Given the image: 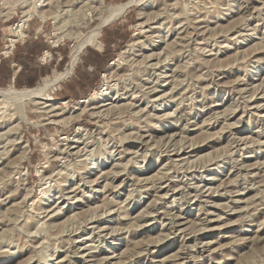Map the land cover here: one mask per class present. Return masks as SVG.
I'll use <instances>...</instances> for the list:
<instances>
[{"label": "rangeland", "instance_id": "1", "mask_svg": "<svg viewBox=\"0 0 264 264\" xmlns=\"http://www.w3.org/2000/svg\"><path fill=\"white\" fill-rule=\"evenodd\" d=\"M126 1L102 0L101 9ZM191 1L127 9L87 46L78 94L52 95L67 103L63 116L80 112L77 102L105 87L119 56L108 84L126 80L112 105L134 103L135 115L101 120L94 99L67 125L21 123L23 160L1 115L0 264H264V0ZM96 3L48 0L45 9L84 17L47 18L45 36L63 37L56 71L76 30L86 35L99 22ZM14 20L0 23V42ZM7 78L0 68V88ZM68 163L74 170L58 177ZM39 169L52 175L44 194Z\"/></svg>", "mask_w": 264, "mask_h": 264}, {"label": "bare ground", "instance_id": "2", "mask_svg": "<svg viewBox=\"0 0 264 264\" xmlns=\"http://www.w3.org/2000/svg\"><path fill=\"white\" fill-rule=\"evenodd\" d=\"M144 1L145 0H127L126 2L117 3L114 5H109L107 8L102 10L101 9L102 0H89V2H97L98 4L97 3L96 4L99 5V6H97L99 8L94 7L96 9H98V12L96 11V16L98 17L99 22L86 35L82 36L81 30H79V29L76 30V32L73 34V39L75 41L73 42V45L70 46L71 50L69 51L67 62L65 64L64 68L62 69V71L53 73V75L50 76L49 78H47L46 80H44L43 83H41L40 85H37L33 88H30V89H16L12 86H10L8 88H0V117L2 114H4V116L5 115L7 116V121L8 122L10 121L9 122L10 127L7 129L6 134L10 135V139L8 140L9 142H12L13 144H15L17 146L19 145V148L22 149L21 154L19 155L20 159L23 160L25 158L26 152H27L26 151L27 150L26 145L20 146L22 144V142L20 141V138H19L18 133H17V130H18L21 123L39 126L44 121V122H46V124L67 125L69 122H72L73 119L78 118L81 115V113L86 109V107L88 105H91L90 102L93 101L94 99L102 102V104L100 106H98L100 109L98 111L92 112L95 117H97L101 120L109 119L110 116H112V114H119V112H127V113H129V115L133 112L131 110H133L134 103H123L120 105H116V103H115V105H112L120 97V95L117 96L119 90H121V89H119V85H118L119 81H125L126 80L125 76L122 75V76L117 77V75H116L117 78H114V82L112 84H108V78L112 77L111 70L113 68H115L119 64V62H121L122 58L119 56H117L114 60H112L110 62L108 70L103 75V77L106 79L105 84H104L105 87L103 89H101L100 92L95 91L90 97L83 99L82 101L77 102V104L75 105V110L80 109V112H78L76 114H73L74 112H72V113L69 112L70 113L69 116H67V117L63 116L64 114H66V108H67L66 104L67 103H65V101L64 102L63 101L52 102L53 101L52 100L53 99L52 98V92L57 85L61 84L62 82H64L67 78H69L72 75V73L75 69V65L78 64L77 60H78L82 50L87 46L96 47L100 32L109 23L118 19L130 7L142 5ZM18 3H20L22 6L26 5V1L22 2V0L20 2H19V0H2L3 9L0 11V18L6 19L9 16L11 17L15 12V7ZM47 5H48V2L46 4V6ZM186 5L187 4L185 2L184 8L187 7ZM82 8H84V7H82ZM62 11H64V12H62ZM62 11L61 10L51 11L49 9H44V10H37L36 14L43 21L47 20V18L53 19L54 24H59L61 22L60 20L62 19L63 14H66L68 12L69 13L72 12L73 15H75L76 18H78V19H81V18H82V20L84 19V17H82L83 13L81 12L82 11L81 9H76L74 12L72 10H69V9H65ZM94 15H95V13H94ZM82 24H84V23H82V22L79 23V25H82ZM137 25H138V29H140L142 27L141 23H137ZM60 27H61V25L57 26L55 28V30H59ZM139 32H142V30H140ZM57 33L58 32H56L55 34L57 35ZM135 35H137V33L136 34L134 33V36ZM58 38H60V37L56 36V40H55L56 42L61 41V39L63 37H61L60 39H58ZM135 45L136 44H135V41L133 38L130 40L128 46L125 47L124 50L122 51V55L124 54L123 56L126 57L125 54L129 53ZM128 78H130V77H127V79ZM115 80H117L118 82ZM111 94L112 95L114 94L113 98L110 97ZM133 95H134V93L130 94L126 100L130 99L131 101H134L137 96H133ZM120 99H122V98H120ZM81 106H83V107L80 108ZM98 107H96V108H98ZM90 109H95V107H91ZM10 111L11 112L13 111V112L11 113ZM137 113H139V112H137ZM134 115H135V113H134ZM1 119H2V117H1ZM16 121H17V123L14 124ZM43 125H45V124H43ZM75 136L77 137L78 135H75ZM83 137H84V135L80 138L82 139ZM80 138H77L74 141L75 142L80 141L81 140ZM86 139H87V137H85L80 142L83 143V141ZM72 148H74V147H72ZM56 150L57 149H55V151ZM57 152H58V150H57ZM89 160H91V158H89ZM65 167L67 169L65 168V169L58 170V172L56 173L57 176L65 174L71 170H74V165L71 163H68L67 165H65ZM36 172H37V175H39L40 180L42 182L41 186H40L41 187L40 191L42 194H44L46 191L45 189L48 188V187H46V185L48 183H50V181H48V179L51 178L52 175L46 176L45 172L41 171L40 169L37 170ZM63 172H65V173H63ZM22 180H24V179H22Z\"/></svg>", "mask_w": 264, "mask_h": 264}, {"label": "crops", "instance_id": "3", "mask_svg": "<svg viewBox=\"0 0 264 264\" xmlns=\"http://www.w3.org/2000/svg\"><path fill=\"white\" fill-rule=\"evenodd\" d=\"M6 20L7 19H5V21ZM37 30H40L39 25H37ZM42 30L44 32V25L42 27ZM29 34L32 35L31 28H29ZM42 38V35H40L37 39L31 37L25 42L17 44L10 57L5 58L0 55V68L2 69L3 67H6V70L8 72V87L12 86L16 88L15 86H18L23 87L22 89H30L43 83V81L52 76L53 73L59 72L56 71V65L58 64V62H60L58 55L61 57L62 60L60 47L52 48L51 45H49L47 41H45V39L43 41ZM3 41L4 39L0 42V48L3 45ZM41 41L44 43L46 42V44L37 47V45L40 44ZM88 50V47L82 50L78 59L79 62L77 60V63H80L82 61V57H86V59H89ZM44 51L51 53L52 60L50 62H40L39 57ZM78 66L79 64L75 65V69L69 78H67L64 82L55 87L56 90H53L52 95H57L58 93H69L70 97H72L73 95L78 94ZM88 67L90 68L89 70L92 69L91 64H88ZM50 72L51 75L48 74ZM67 97L68 95L65 96V100L68 99Z\"/></svg>", "mask_w": 264, "mask_h": 264}, {"label": "built area", "instance_id": "4", "mask_svg": "<svg viewBox=\"0 0 264 264\" xmlns=\"http://www.w3.org/2000/svg\"><path fill=\"white\" fill-rule=\"evenodd\" d=\"M20 1L21 0H19V2ZM23 1L24 2L26 1L25 6H22L20 3H18L15 7L14 15H12L6 21L0 20V23H5V22H9L14 16L16 17V20L9 23L6 27V34L4 35L3 45L0 49V55L2 57L5 58L10 57L17 44L23 43L31 37L37 39L40 35H42L44 39L48 38L46 39V41L49 45H51L52 48H57L60 45V43L55 41L57 36L55 33L53 34L51 33L48 37L45 36L42 27L45 24V22H47V20L43 21L36 14L37 10L45 9L48 0H22V2ZM1 8H3L2 4H0V9ZM88 8H90L91 12L93 13L92 8L91 7ZM86 12H88V18H89L88 20L92 23L93 14L92 13L90 14V11H86ZM33 21L37 22V25L40 26V30H37V26H36V29L34 30L32 35H30L29 28H30V24ZM50 23L51 25H53L52 20L50 21ZM63 41L64 39L62 40V42ZM71 45H73V43L70 44V46ZM58 58L60 61L61 57L59 55ZM39 60L41 63H45L47 61L50 62L52 60V55L50 52L44 51L41 53Z\"/></svg>", "mask_w": 264, "mask_h": 264}]
</instances>
